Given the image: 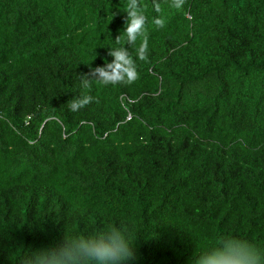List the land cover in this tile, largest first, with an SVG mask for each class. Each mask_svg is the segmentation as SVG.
I'll return each instance as SVG.
<instances>
[{
  "label": "trees",
  "instance_id": "16d2710c",
  "mask_svg": "<svg viewBox=\"0 0 264 264\" xmlns=\"http://www.w3.org/2000/svg\"><path fill=\"white\" fill-rule=\"evenodd\" d=\"M126 3L0 0V264L111 227L129 264H196L223 236L264 255V0H141L139 78L85 88Z\"/></svg>",
  "mask_w": 264,
  "mask_h": 264
},
{
  "label": "clouds",
  "instance_id": "9594fccd",
  "mask_svg": "<svg viewBox=\"0 0 264 264\" xmlns=\"http://www.w3.org/2000/svg\"><path fill=\"white\" fill-rule=\"evenodd\" d=\"M185 0H172V7L183 8ZM154 10L159 13V0H153ZM125 27L123 35L115 38L114 46L109 48L103 66L91 67L82 75L81 83L90 88L93 82L105 86L112 84H131L138 78L136 59L147 61L148 38L145 31L147 17L141 0H127L125 5ZM153 23L163 28L162 17L154 18ZM140 41L137 47V41ZM128 46V47H126ZM135 49V57L130 49ZM93 100L89 95L73 97L68 102L71 111L86 107ZM136 259V252L122 228L111 227L95 237H78L70 246L51 251L41 256L38 264H129ZM196 264H264V255L249 241L233 236H223L218 244L199 253Z\"/></svg>",
  "mask_w": 264,
  "mask_h": 264
}]
</instances>
